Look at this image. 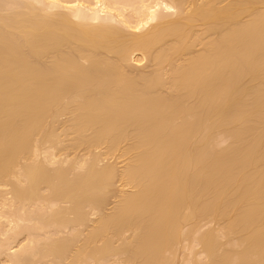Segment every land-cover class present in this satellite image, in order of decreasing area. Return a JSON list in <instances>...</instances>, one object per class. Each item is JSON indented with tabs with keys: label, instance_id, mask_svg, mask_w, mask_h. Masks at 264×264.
<instances>
[{
	"label": "bare ground",
	"instance_id": "bare-ground-1",
	"mask_svg": "<svg viewBox=\"0 0 264 264\" xmlns=\"http://www.w3.org/2000/svg\"><path fill=\"white\" fill-rule=\"evenodd\" d=\"M87 1L26 0L0 14V186L10 184L21 207L39 204L47 188L53 211L43 221L58 230H79L87 207L100 214L77 250L71 233L37 253L69 264L125 254L133 264H171L184 228L213 219L239 249L223 250L219 231L199 233L206 264H264V0ZM144 59L152 72L134 74ZM62 116L66 150L112 153L127 142L125 168L99 167L96 154L74 163L81 174H51L38 153L65 146ZM220 136L230 144L219 150ZM115 180L133 191L117 193L105 213Z\"/></svg>",
	"mask_w": 264,
	"mask_h": 264
},
{
	"label": "rangeland",
	"instance_id": "rangeland-1",
	"mask_svg": "<svg viewBox=\"0 0 264 264\" xmlns=\"http://www.w3.org/2000/svg\"><path fill=\"white\" fill-rule=\"evenodd\" d=\"M25 1L26 0H24V1L19 0V2H18V0H14V1H12V0H0V14L1 15H5V14L7 15V13H10V14L14 13L16 10L18 11V6L21 7L20 9H22L23 8L22 6H23ZM85 1H87V0H85ZM90 1L91 0H89V2ZM21 2H23V3H21ZM93 2H94V0H93ZM90 3H92V2H90ZM25 4H26V2H25ZM41 5H43V4H40L39 7H41ZM14 6H16L17 8L14 7ZM10 7H12V9H10ZM44 7H45V5H44ZM42 8H43V6H42ZM2 13H4V14H2ZM118 27L121 29L122 26L121 27L118 26ZM122 30L125 31V32L127 31V29H125L124 27H122ZM198 30L199 29L196 30L197 33L201 34V32H198ZM200 31H201V29H200ZM197 49L196 50L199 51L200 47H198ZM150 63H149V61L144 59V61H142L141 64L134 66L135 69L134 68L132 69L133 73L134 74L137 73L139 75H141L143 73L142 75H144V74L148 75L149 73L152 72V63H151V65H150ZM68 120H69V118H67V116H62L59 119L58 124L56 125V128H58V129H56V131L58 130L57 131L58 134L61 135V138H59V141L61 143L65 144V146L62 144L63 148H60V147L58 148L60 152L58 151V149H56V150L51 149L52 150L51 151V150H49V146H47V147L46 146H44V147L42 146L40 148L39 153H38V160H40V161H46V160L49 161L50 165H48V167H49V169H51L50 170L51 174L57 168H61L62 167L61 169H63V167H64L65 168L64 170H68V169L71 168V166H72V168L70 169V172L73 175H74V172H75V175L76 174H81V171L83 173V170L75 167L74 163L75 162L79 163V161H81V160L82 161L84 160L83 162L90 163L92 161L93 157H95L94 155H96V154H99L102 157V159L100 157V162L101 163H100L99 167L100 166L101 167H106V165H110L111 167L116 168L115 170H116L117 174H118L119 170L122 171L125 168V166L127 165V159L128 160L130 159L129 155H126L125 152L123 154V149L125 148V146H126V149L128 147L127 146V142H126V144L122 143L121 146L118 147V150L117 151L115 150V152H112V153H107L106 147L104 145L99 147V148H97V149H90L91 151L90 150H86L84 147H79L80 149L78 148V149H72V150L70 148H67V150H66V147H67L66 144L67 143L69 144V141L71 140V137L68 136L69 132H67V134H66V133H63L62 131H63L64 127H65L64 125H66L68 123ZM61 124L63 125V128H62ZM64 134H66V135L63 137ZM62 138H63V140H62ZM218 138H219V136H218ZM229 144H230V140L228 138L222 137V139H221V136H220V141L216 142L214 144V146L216 147V149L220 150V148L221 149L223 147L226 148V146H228ZM62 145H61V147H62ZM128 145H129V142H128ZM47 149L50 152V153L48 152V154L46 153ZM62 149H63V151H62ZM43 150H44V153H45L44 155L45 156L48 155L47 157L43 156V153L41 152ZM53 151H55V152H54V154L52 156ZM103 154H105V155L108 154V155L104 156ZM49 155H51L53 161H51V157ZM125 155H126V157H125ZM64 163H66V164H64ZM68 165H69V167H68ZM73 166H74V169H73ZM71 173H70V175H72ZM73 175L70 176V178L71 177L73 178L75 176V175L74 176ZM12 180L15 181V179H12ZM114 183H115V185H113V188L110 191V194L108 196L106 194L107 198L109 196L110 197L106 201V203L108 202L107 205L105 203V207H104L105 208L104 209L105 213H109V212H111L113 210L112 208L115 207V205L117 203V198L116 197H118V194L120 195V191L121 192H123V191H127V192L133 191L129 186H124L123 182L121 183V181L119 182V180L118 181L115 180ZM11 190H12V186L10 184H8V183H7V185L5 183L4 185L2 184L0 186V264H18L19 263L18 262V258L20 256V252L22 254L23 250H25V254L27 253L29 255V257L27 255V258H26V255L23 253L25 259L23 260V254H22L21 255L22 257L20 258L22 264H25L26 262L29 263V264H34V263L35 264H59V262L61 260H62L61 264H66V262H67V264H69V260H66V261H64L63 259H58L57 260V259L53 258L52 256H49L47 254L45 255V253H47L46 249H45V245H48L49 244L48 242H51L53 240H57V238L59 240L60 239L61 240H66V241L69 242V239H70V241L72 240V234H73V238L75 239L76 236H77V238L75 240L74 239L72 240L74 242V244H73L74 248H73L72 241H71V243H70L71 249L70 250L71 251L77 250L78 249V245H79V247H81L83 245V242H84L83 238L85 239V237L87 236L88 229L90 231L91 227L94 226V222L98 219L100 214L99 213H95V215H94V212L92 211V209L90 207H87L85 213H86V218H88V221L86 219L85 224L82 225L83 227L80 226L79 230H78V226H73L71 224L70 225L68 224L69 225L68 227H67V225L65 226L67 229H65L64 227H61L58 230V228L56 226L53 227V226L49 225V222L47 224L45 221H43L44 219L47 221L46 217L48 218V215L50 214V211H53V210H51V208H49V206L51 207V201L50 200L52 198L49 199V195L48 194H50V191L47 188L45 189V187H43L42 191L40 192V195H39V196H41L42 201H44V202L41 201V198L39 200V204H35L36 202L38 203V200L34 201L33 204H32V201H31V204H30V202L27 203V201H26V203L25 202H23L24 204L22 203L23 209L21 207L20 202H16L14 200V198H12V194H10ZM116 190H118V191H116ZM1 192H2V194H1ZM115 193L116 194L118 193L117 196L115 195ZM47 195H48V197H47ZM46 200H49L50 205L47 204L48 202ZM29 204L31 205V207H30ZM59 206H61V205L59 204ZM62 206H63V209H64V207H68V205H65V204L62 205ZM54 207H55V209H57L58 204L56 205V203H55ZM92 212H93V214L91 215ZM32 214H34V215H32ZM44 214H45V217L43 219ZM37 215H39V220L40 221H41V218H42L43 226H41L42 223H40L39 220H37L35 222V219L36 218L38 219V217H36ZM87 215H88V217H87ZM31 216H32V218H33V216L35 217V219H33V221L31 220ZM69 218H70V216H69ZM72 218H73V216H72ZM37 222H38V225L35 226V224H37ZM221 222H223V221H215L213 219L202 220V221H200L198 223V227H197V229L195 231L197 234L195 232L191 231V229L189 228L190 226L189 227L186 226L184 228L183 232H182V233H185V235L182 234V236L183 235L185 236L184 238L182 237V239H185V240L181 239L182 243H180L179 246H175L174 247L176 249V250L173 249V251H172L173 253H175L174 256H173L172 252H171L172 254H170V255L168 254L169 257H167V259L168 258L170 259L169 262L171 264L172 263L173 264H191V263L194 264L196 262L197 263H201L202 262L201 264H206L207 260H208L207 259V255H206L205 252L203 253L204 249L201 248V245L199 246L198 242H196V244H195V241H197L196 238H198L200 236L199 233L203 234L205 232L210 231L211 229L216 230V232L219 231L218 232L219 235L217 234L218 235V241H220V238H221L220 242L223 243V246L220 243L221 244V248L222 247L224 248V246H225V248L223 250H227V249L231 250V249H233L231 251H234V246L235 245L232 242L234 240H237V239L235 237H232V236H227V235H225L223 233V231H224L223 227H225L224 226L225 223L224 222L221 223ZM85 226H86V228H85ZM40 228H42L41 232H40ZM54 228L57 229V230L54 231ZM37 229H38V232H37ZM186 229H188V231H186ZM60 230H62V232ZM74 230L77 231L76 234H74V232H75ZM44 231H46L48 233V235H47L46 232L44 233ZM59 231H60V233H58ZM189 231H191V232H189ZM186 232H188V237L186 235L187 234ZM15 233H16V235H15ZM40 233H42V234H40ZM131 233L132 232H130V231L125 233L123 235L124 239H122L123 237H121V242L123 241L122 243H124V240L127 241L128 239H131L130 237L133 236V234H131ZM189 233H190V235H189ZM43 234H45V235H43ZM55 234H56V237H55ZM80 234H81V236H80ZM34 236H35V238H34ZM62 237H64V238L62 239ZM32 238H33V241H31ZM48 238H50V239H48ZM187 238H189V239H187ZM229 238H230V240H232V242L229 241ZM39 239H40V242H39ZM80 239H81V242H80ZM29 241H30V244L28 243ZM31 242H34V243L31 244ZM121 242L117 241L116 243H114V246L115 247L121 246L122 245ZM36 243H39L37 248H36ZM81 243H82V245H81ZM235 243L239 244L238 240ZM34 244H35V246L32 248V246ZM42 244H43V247L39 248L40 246H42ZM227 244H230V245H228V247H226ZM28 245H30L29 248H28ZM232 245H233V247H232ZM95 246H97V245H95ZM177 248H178V250H177ZM37 249H38V251H39V249L40 250L42 249V251L45 252V253L44 254H42L41 252L37 253ZM44 249H45V251H44ZM235 249L238 250L239 248H237V246H235ZM230 250H228V251H230ZM34 252L36 253L37 257H35V253ZM69 252H68V254H69ZM17 254H18V256H17ZM40 255L42 256L41 259H39ZM69 255H67L66 257L69 258ZM44 256H45V259H43ZM46 256L48 258H50V259L48 260V258ZM127 256H128V254L121 255V256H118V257L114 256L113 258L111 256L110 259H108L106 261V263L104 262V264H133L127 259ZM27 259H29V260L27 261ZM35 260H40V261L39 262L38 261L35 262ZM82 261L84 263L89 262V264H91L93 262L92 260L90 261L89 259L87 260L86 258H84ZM82 261L79 264H84ZM92 264H95V262H93Z\"/></svg>",
	"mask_w": 264,
	"mask_h": 264
}]
</instances>
